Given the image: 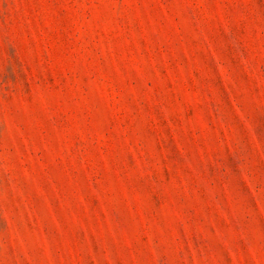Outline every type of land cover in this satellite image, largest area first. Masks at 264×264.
Instances as JSON below:
<instances>
[{"label":"rangeland","instance_id":"rangeland-1","mask_svg":"<svg viewBox=\"0 0 264 264\" xmlns=\"http://www.w3.org/2000/svg\"><path fill=\"white\" fill-rule=\"evenodd\" d=\"M0 264H264V0H0Z\"/></svg>","mask_w":264,"mask_h":264}]
</instances>
